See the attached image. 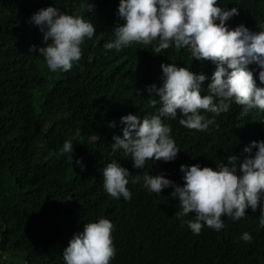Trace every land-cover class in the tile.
<instances>
[{
    "label": "trees",
    "instance_id": "1",
    "mask_svg": "<svg viewBox=\"0 0 264 264\" xmlns=\"http://www.w3.org/2000/svg\"><path fill=\"white\" fill-rule=\"evenodd\" d=\"M262 2L217 0L216 6L238 10L226 23L230 30L244 25L255 33L264 21ZM81 4L92 5L93 11L81 10ZM49 6L79 14L96 29L81 45V60L67 72L47 67L38 53L43 34L29 23ZM118 6L119 0H0V264H65L63 250L73 235L100 218L114 225L116 255L110 264H264L259 208L247 209L240 220L222 216L224 228L205 225L197 235L187 224L194 213L176 217L179 201L170 195L173 188L157 195L143 183L147 171L183 186L182 164L215 170L229 155L243 157L244 147L263 135L252 109L237 104L208 132L180 125V116L162 117L180 150L174 161L149 160L144 169H135L130 155L111 150L113 136L123 135L122 116L158 114L159 103L150 104L158 97L146 89L162 85L160 65L190 68L191 61L174 45L152 52L157 42L106 49L115 39V26L124 23ZM33 45L36 52L29 51ZM214 67L209 63L205 72ZM248 68L259 70L255 63ZM109 122L116 126L108 127ZM69 140L73 163L70 154L60 155ZM114 160L132 173L130 200L115 199L103 187V168ZM137 175L141 180L133 184ZM246 232L251 241L241 239Z\"/></svg>",
    "mask_w": 264,
    "mask_h": 264
},
{
    "label": "clouds",
    "instance_id": "2",
    "mask_svg": "<svg viewBox=\"0 0 264 264\" xmlns=\"http://www.w3.org/2000/svg\"><path fill=\"white\" fill-rule=\"evenodd\" d=\"M216 5L217 0H119L118 16L124 23L115 26L114 41L105 44L108 50H120L132 42L145 46L157 42L152 52L160 54L174 45L183 48L191 59V71L174 63L160 65L162 85L152 84L146 89L149 96L158 97L150 101L152 107L159 103L158 114L142 119L133 114L121 117L123 135L113 136L111 150L130 155L135 169H144L149 160L170 162L177 158L180 150L162 117L180 116V125L208 132L218 117L236 111L237 104L253 111L263 135L258 137L260 141L244 147L243 157L229 155L227 163L221 161L215 170L198 163L182 164L183 186L145 171L143 183L150 192L159 195L173 188L170 195L179 201L177 218L195 214L187 224L197 235L205 225L220 231L225 227L222 216L240 220L249 208L252 212L259 208L260 226L264 227V21L255 33L244 25L230 30L226 23L238 15V10ZM86 7L93 11L92 5H80L81 10ZM29 23L43 34L44 46L38 53L53 72L70 71L82 58L81 45L96 31L94 24L81 15H69L51 6L34 13ZM29 51L36 52L37 46ZM209 63L216 67L205 72ZM252 63L258 65V71L249 70ZM257 72L259 76L254 77ZM203 88L206 91L202 92ZM115 126V122L108 124ZM73 151L72 141H65L60 155L70 154L68 159L73 163ZM75 164L85 169L81 160H75ZM131 176L114 160L103 168V187L115 199L123 196L130 200L127 185ZM140 180L137 175L131 182ZM113 228L106 218L83 224V230L75 233L63 250L65 264H110L116 255ZM241 239L248 242L252 237L246 232Z\"/></svg>",
    "mask_w": 264,
    "mask_h": 264
},
{
    "label": "rangeland",
    "instance_id": "3",
    "mask_svg": "<svg viewBox=\"0 0 264 264\" xmlns=\"http://www.w3.org/2000/svg\"><path fill=\"white\" fill-rule=\"evenodd\" d=\"M36 98H37V96H36V97H35V99H34L35 108H39V107H37V106H38V103H37V100H36Z\"/></svg>",
    "mask_w": 264,
    "mask_h": 264
},
{
    "label": "bare ground",
    "instance_id": "4",
    "mask_svg": "<svg viewBox=\"0 0 264 264\" xmlns=\"http://www.w3.org/2000/svg\"><path fill=\"white\" fill-rule=\"evenodd\" d=\"M258 1V0H257ZM254 2V1H253ZM246 9V8H245ZM247 10V9H246ZM243 12V11H242ZM244 13V12H243ZM247 13V12H246ZM235 22V21H234ZM233 23V22H232Z\"/></svg>",
    "mask_w": 264,
    "mask_h": 264
}]
</instances>
